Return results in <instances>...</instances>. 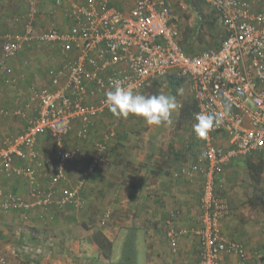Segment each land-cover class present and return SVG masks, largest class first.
<instances>
[{
    "label": "crops",
    "instance_id": "0c3cea01",
    "mask_svg": "<svg viewBox=\"0 0 264 264\" xmlns=\"http://www.w3.org/2000/svg\"><path fill=\"white\" fill-rule=\"evenodd\" d=\"M90 1L100 5L108 1L124 12L132 6L127 0H0V109L5 111L0 118V149L24 133L35 116L27 102L31 88L66 86L69 75L60 76L58 72L77 55L66 52L58 43L35 41L7 60L2 52L7 35L22 33L21 27L32 7L37 10L32 22L36 33L50 29L68 31L75 22L73 4L86 5ZM248 1L254 11L264 9V0ZM190 37L196 38L195 33ZM221 41L222 37L215 47ZM5 67L13 72L7 74ZM52 72L60 78L59 86L53 84ZM166 79L172 81L176 91L182 82L190 85L176 75ZM186 92L176 100L178 109L171 125L151 127L139 118H118L108 110L95 117L88 137L80 139L73 130L63 147H78L80 153L66 169L67 179L55 184L61 193L85 180L79 195L83 205L54 206L49 212H1L0 252L8 264H132L137 262L138 239L144 243V264H195L200 242L194 233L200 227L204 177L198 173L189 177L182 171L189 165L205 162L201 159L203 142L192 135V115L182 111L187 103L183 101ZM105 131H113V136L105 138ZM99 144L106 145L101 152L106 161L90 171L93 159L100 154ZM216 144L231 148L227 135H218ZM57 147L49 136L37 140L44 165L33 164L32 168H37L38 180L46 189L54 183L52 175L44 176L48 172L45 163L55 158ZM14 164L31 167L17 156ZM251 165L259 168L253 170ZM221 179V192L231 209V214L221 222L224 235L246 246L250 264H264V150L233 159ZM0 185L6 192L32 200V186L26 178H7L0 173ZM246 210L251 217L243 213ZM257 211L259 214H254ZM172 214L173 226L187 231L179 238L176 250L168 233ZM97 234L112 244L111 255L104 254L95 239ZM118 245L128 246L129 256L125 249L123 254L114 255ZM237 261L232 256L227 264Z\"/></svg>",
    "mask_w": 264,
    "mask_h": 264
},
{
    "label": "built area",
    "instance_id": "2783aa9c",
    "mask_svg": "<svg viewBox=\"0 0 264 264\" xmlns=\"http://www.w3.org/2000/svg\"><path fill=\"white\" fill-rule=\"evenodd\" d=\"M127 1L132 5L128 12L110 6L108 1L102 5L93 1L73 4L75 22L65 32L50 29L36 33L32 22L37 10L32 7L21 27L22 33L7 35L2 49L7 60L35 41L58 43L66 52L77 55L58 72L60 76L69 75L66 86L31 88L27 102L35 116L24 133L0 149V173L7 178H26L32 186V200H25L0 185V213L81 207L79 195L85 180L61 193L55 184L67 179L66 169L80 153L78 147H63L68 135L73 130L80 139L91 134L95 117L109 110L104 102L105 93L115 82L147 95L154 81L176 75L190 83L197 104L191 117L192 128L196 113H212L219 120L202 140L201 159L205 164H192L182 171L189 177L196 173L204 177L200 227L194 233L200 242L195 264H227L232 256L237 257V264H250L246 246L221 230V222L231 214L229 201L221 192V177L233 159L264 150V9L254 11L248 0H202L224 35L219 47L189 53L182 46V15L175 0ZM186 7L182 5L180 10L183 12ZM4 71L13 72L9 67ZM51 74L53 84L59 86L60 78ZM229 104L230 116L226 117L224 108ZM4 114L0 109V118ZM103 133L105 138L113 136V131ZM192 135L196 138L193 131ZM218 135H227L230 149L216 144ZM41 136L51 137L58 145L55 158L45 163L48 172L44 176L52 175L54 183L47 189L38 180L37 168H32L33 164L44 165L37 150ZM98 147L100 154L93 159L90 171L106 161L101 155L106 145ZM15 156L31 167L14 164ZM173 217L174 214L168 220V233L176 250L179 238L187 231L176 229ZM0 264H7L2 255Z\"/></svg>",
    "mask_w": 264,
    "mask_h": 264
},
{
    "label": "clouds",
    "instance_id": "9594fccd",
    "mask_svg": "<svg viewBox=\"0 0 264 264\" xmlns=\"http://www.w3.org/2000/svg\"><path fill=\"white\" fill-rule=\"evenodd\" d=\"M104 102L114 116L139 118L151 127L171 125L173 114L178 109L175 96L164 92L141 94L118 81L105 93ZM223 115L230 116V104L225 106ZM194 119L192 131L200 140H205L219 123L217 116L212 113H196Z\"/></svg>",
    "mask_w": 264,
    "mask_h": 264
},
{
    "label": "rangeland",
    "instance_id": "374dc122",
    "mask_svg": "<svg viewBox=\"0 0 264 264\" xmlns=\"http://www.w3.org/2000/svg\"><path fill=\"white\" fill-rule=\"evenodd\" d=\"M175 2H176V7L178 8L179 12L182 15V23L180 27H181V40H182L183 48L190 53H196L208 48L215 47L219 43V40H221L222 30L221 27L218 25L217 21L213 19L211 13L212 11L209 8V6L205 3L204 4L201 3L200 7L197 8V6H195L192 3V0H175ZM182 5H187L186 9L183 12L180 10L182 8ZM192 33H195L196 38L190 37ZM151 85L152 84L149 85V90L147 95L153 94L152 92H154V94H157L159 92H164L166 94L175 96L176 100H178L177 98H179L183 92L187 91L192 97L190 85L189 84L185 85L184 82H182L181 85H178L179 86V89H177L178 91H176V88L174 87V84H172V81H168L167 79L162 80L161 84H155V85L153 84L152 86ZM155 91L157 92L155 93ZM187 92L184 95L183 101L189 102L188 105H193V104L196 105L193 97L190 98ZM181 104L182 107H184L182 101ZM177 122L178 121L176 120L175 123ZM178 126L179 125H177V127ZM249 212L250 211L246 210L243 213L251 217V214ZM254 214H259V212ZM143 246H144L143 240L138 239L137 244L135 245V248L138 251L137 259H136L137 262H135L136 264L145 263V253L143 251ZM124 249L127 250L126 255L129 256L128 246L120 247V245L117 246V249L114 251L115 253L114 255L123 254ZM0 255H2V253Z\"/></svg>",
    "mask_w": 264,
    "mask_h": 264
},
{
    "label": "trees",
    "instance_id": "16d2710c",
    "mask_svg": "<svg viewBox=\"0 0 264 264\" xmlns=\"http://www.w3.org/2000/svg\"><path fill=\"white\" fill-rule=\"evenodd\" d=\"M192 3L197 6V8L200 7L201 3L204 4V2L202 0H192ZM186 50V49H185ZM188 52V51H187ZM190 53V52H189ZM155 84H161V83H157V81ZM153 82V83H154ZM162 82V80H161ZM189 102L186 103V107L184 109H182V111L186 110L188 115H193V112H191L192 110L195 111L197 109V105L193 104V105H188ZM188 105V106H187ZM192 117V116H191ZM261 166V165H260ZM252 169L254 170L255 168H259V166H254L251 165ZM257 171V170H256ZM96 241L99 243L100 247L102 248L104 254L106 256L111 255V250H112V244L106 239L104 238L101 234H97L95 236Z\"/></svg>",
    "mask_w": 264,
    "mask_h": 264
}]
</instances>
